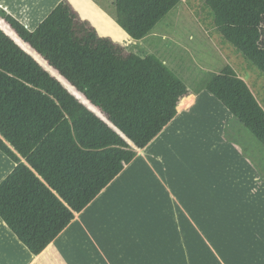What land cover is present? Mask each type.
Masks as SVG:
<instances>
[{
    "label": "trees",
    "instance_id": "16d2710c",
    "mask_svg": "<svg viewBox=\"0 0 264 264\" xmlns=\"http://www.w3.org/2000/svg\"><path fill=\"white\" fill-rule=\"evenodd\" d=\"M180 2L116 0L115 19L140 40ZM205 5L224 40L264 72V0ZM206 89L264 145V107L233 67ZM189 94L156 54L100 35L70 0L33 30L0 6V150L16 163L0 182V217L41 253L136 157V148L161 133Z\"/></svg>",
    "mask_w": 264,
    "mask_h": 264
},
{
    "label": "rangeland",
    "instance_id": "374dc122",
    "mask_svg": "<svg viewBox=\"0 0 264 264\" xmlns=\"http://www.w3.org/2000/svg\"><path fill=\"white\" fill-rule=\"evenodd\" d=\"M94 1L109 16H101V9L89 0L92 19L83 13L88 9L82 0V12L76 9L100 35L129 43L119 35L116 0ZM134 42L167 60L198 95L197 103L191 106L195 101H188L184 112L178 111L182 116L177 112V120L152 140L146 158L134 160L136 171L128 169L124 188L119 181L107 189L104 198L111 204L114 223L107 210L98 209L87 225L90 231L75 225L64 235L72 240L65 254L80 253L75 264H116L102 242L106 238L112 254L129 264H264V145L206 89L212 77L230 65L256 84L253 90L262 98L264 74L231 50L213 25L205 0H181L151 33ZM13 164L0 150V181Z\"/></svg>",
    "mask_w": 264,
    "mask_h": 264
},
{
    "label": "crops",
    "instance_id": "0c3cea01",
    "mask_svg": "<svg viewBox=\"0 0 264 264\" xmlns=\"http://www.w3.org/2000/svg\"><path fill=\"white\" fill-rule=\"evenodd\" d=\"M60 1L61 0H0V6H2L4 9H6L9 13L13 14L19 20H21L22 22H24L27 27H29L31 30H33V29H35L39 25V23L49 14V12ZM70 1L73 3V5L79 11H81L80 6L78 5V3H79L80 0H70ZM82 2L85 3L86 8L90 12L91 11L94 12V10L92 8H89L87 6L88 0H82ZM89 2L94 3L96 6H98L101 9L100 5L98 3H96L94 0H89ZM100 12H101V14H100L101 16L106 15V13L102 9L100 10ZM102 12H103V14H102ZM85 15H87V17L89 19H92L93 18V15L91 13L90 14H85ZM119 27L121 28V31H122L119 35L122 34V36H123L122 38H125L124 41H128L129 43L135 41V39L133 37H131L120 25H119ZM227 43L230 44L231 46H233L230 42L227 41ZM231 50L235 54L239 55V53L237 52V49H236L235 46H233V49L231 48ZM245 60L248 61L254 67H256L252 62H250L246 58H245ZM163 61L166 62L169 65V63H168L167 60H163ZM256 68L262 74H264V72H262L258 67H256ZM234 69L236 71L238 70L236 68H234ZM238 75L241 78H244V80L248 83V81L246 80V77L244 75H242V74L240 75L239 72H238ZM249 83H248L249 86L251 87L253 93L255 94V92H254L253 89H254V87L255 88L257 87L256 84L253 83L250 80H249ZM258 88H260V87H258ZM260 90H261V92H259V93L261 95L263 94L262 95L263 97L262 98H259L256 94L255 95H256L257 99L259 100V102L261 103V105L264 107V85H262V88ZM190 93L191 94H189V95H191V97L189 99H187L185 101V103L181 106V111L180 112H182V113L184 112V110H182V109L185 106V104L188 103V101H192V100L195 101V102L194 101L190 102V104H192L194 102L191 106H194L197 103L198 95L195 92H192V91H190ZM185 96H188V95H185ZM190 107H188V108H190ZM180 112H178V114L180 116H182V114H180ZM176 118L177 117H175L168 125L165 126L164 131L172 123H174L175 120H177ZM159 136H160V134L157 135L155 138H158ZM152 143H153V141L150 142V144L147 147H144V148H136V150H137L136 157L129 164H126L125 165V168L101 191V193L84 210H82L81 212H78V214L76 213V216H75L74 220L69 224V226H67V228H65L39 254L32 253L28 249L27 246H25L23 243L21 244V242H19L20 239L9 228V226L5 223V221L0 217V263L1 264H75L74 263V260H78V257H79V254L80 253H78L77 251L76 252L74 251L70 255L68 253L65 254L66 251L64 250V247L67 246V245H69L70 243H72V240L69 239L68 237L67 238L64 237V235L67 234V232L71 228H73L75 225L81 226L84 230L85 229H88L89 230V227H87V225H89V221H92V218L97 217L96 216V211L98 209H101V212H103L104 210H107L106 211L107 214H110L113 211V210L109 209V205H111V204H109V205L107 204L109 201L107 199L105 200V198H104L105 195H106V193H107L106 192L107 189H109L111 186L117 185L119 181L122 182V185H123V188H124V185H125V182L126 181H123V178L125 177L128 169L130 167H133L131 169V171L132 170L134 172L136 171L137 164H135V161L140 156H143L144 158H146L145 152L147 151L148 147L151 146ZM144 161L147 162L148 160H145L144 159ZM147 163L149 164L150 162H147ZM15 165H16V163L14 162L11 170L8 171L7 173H4V178L12 171V169L14 168ZM162 183H163V186L168 187L169 190H170V187L164 182V180H162ZM120 188L121 187H118V189H120ZM142 193H144V191ZM171 193H172L171 195L173 196V198L175 200H177V197L175 196V194L173 192H171ZM102 200H103V203L101 204L100 201H102ZM110 202L112 203V201H110ZM95 205H97L96 206L97 208L95 207ZM115 215H116V213H115ZM110 216H111V214L108 215V218H109V220L112 221V219H111L112 217H110ZM116 220H117V218H116ZM112 222L114 223V221H112ZM121 222H123V219L121 221H117V223L116 222L115 223L117 224V226H119ZM102 227L104 228V224H101V228ZM96 235L98 237L97 232H96ZM105 239L106 238L102 239V242L104 243V245H106L105 246V249L109 251L108 253H110L111 255L114 256L115 261L117 262L116 264H129L128 261L123 260V259H118L117 256H115L114 254H112L113 251H114V249L112 248L111 244H107L108 242H106ZM69 246H67V247H69ZM97 247H99V246H97ZM100 251H101L100 254H102V255L105 256V254L103 253V250L101 248H100ZM132 253H133V251H130L128 253L129 254V257L131 259H133L132 258L133 257L132 256ZM81 258H82V260H84L83 257H82V255H81ZM82 260L80 262H82ZM121 260H122V262H119ZM76 264H78V263H76ZM83 264H84V262H83ZM109 264H112V263L109 261Z\"/></svg>",
    "mask_w": 264,
    "mask_h": 264
},
{
    "label": "water",
    "instance_id": "95a60500",
    "mask_svg": "<svg viewBox=\"0 0 264 264\" xmlns=\"http://www.w3.org/2000/svg\"><path fill=\"white\" fill-rule=\"evenodd\" d=\"M8 34H9V33H8ZM14 39H15V38H14ZM15 40H16V39H15ZM16 41H17V40H16ZM17 42H18V41H17ZM18 43H19V42H18ZM19 44H20V43H19ZM20 45H21V44H20ZM21 46H22V45H21ZM22 47H23V46H22ZM23 48H24V47H23ZM25 49H26V48H25ZM26 50H27V49H26ZM27 51H28L29 53H31L30 50H27ZM31 54H32V53H31ZM32 55H33V54H32ZM40 56H41V55H40ZM35 58L38 59L36 56H35ZM38 61H39L40 63H42L43 65H45V64H44L43 62H41L39 59H38ZM45 66H46V65H45ZM49 66H50V65H49ZM74 94H75V93H74ZM76 96H78V95H76ZM78 97L80 98V96H78ZM82 99H83L82 101H83L84 103H87V104H88V102H87L88 100L85 101L83 97H82ZM88 105H89V104H88ZM89 106H90V105H89ZM91 107H92V106H91ZM94 110L97 112L96 109H94ZM98 113H99V112H98ZM100 113H101V112H100ZM100 113H99V114H100ZM100 115H101L104 119H106L105 116H104V114L101 113ZM23 160H24V159H23Z\"/></svg>",
    "mask_w": 264,
    "mask_h": 264
}]
</instances>
